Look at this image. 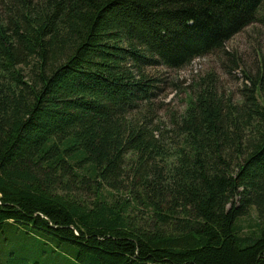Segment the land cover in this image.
Returning a JSON list of instances; mask_svg holds the SVG:
<instances>
[{
	"label": "trees",
	"instance_id": "trees-1",
	"mask_svg": "<svg viewBox=\"0 0 264 264\" xmlns=\"http://www.w3.org/2000/svg\"><path fill=\"white\" fill-rule=\"evenodd\" d=\"M263 16L264 0H0V235L26 241L0 264H264V55L253 73L225 47ZM214 54L244 72L238 95L210 71L183 110L157 103L151 70Z\"/></svg>",
	"mask_w": 264,
	"mask_h": 264
},
{
	"label": "rangeland",
	"instance_id": "rangeland-1",
	"mask_svg": "<svg viewBox=\"0 0 264 264\" xmlns=\"http://www.w3.org/2000/svg\"><path fill=\"white\" fill-rule=\"evenodd\" d=\"M225 47L231 54L240 57L245 67L254 73L256 66H259L258 53H262L261 56L264 55V16L261 21L247 27L227 42ZM224 65H226L224 56L214 54L205 58H197L190 66L181 70L174 71L165 67L151 70L152 75L162 80L159 84L161 91L156 100L157 103H162L166 108H172L171 110H183L185 108L183 88L190 85L196 75L204 76L210 71H214L219 77L220 90L222 89L229 95H238L245 84L244 72L226 68ZM160 116H163V112ZM240 221V227L245 235L258 229L257 213L254 210H251L250 214L241 218ZM14 243L22 246L26 244L22 231L10 227L5 228L4 233L0 235V260L4 258L5 252L9 253L12 250Z\"/></svg>",
	"mask_w": 264,
	"mask_h": 264
}]
</instances>
